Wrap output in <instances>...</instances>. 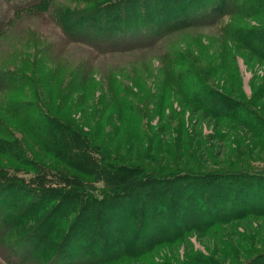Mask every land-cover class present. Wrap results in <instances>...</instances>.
I'll return each instance as SVG.
<instances>
[{
    "label": "trees",
    "instance_id": "trees-1",
    "mask_svg": "<svg viewBox=\"0 0 264 264\" xmlns=\"http://www.w3.org/2000/svg\"><path fill=\"white\" fill-rule=\"evenodd\" d=\"M2 1L9 5L5 13L11 18L48 2ZM238 1L230 0L228 5L229 0H101L69 13L56 10L53 18L63 32L56 54L70 42L86 44L98 54L156 46L179 28L217 22L232 14L231 6ZM256 3L264 7V0H244L238 7ZM42 8L38 10L50 13L49 7ZM9 15L0 18V35ZM232 33L234 41L264 59V24L245 29L232 25ZM162 53L163 59L179 55L175 49ZM46 58L35 57L32 63H20L19 68L0 69V85L6 88V83L14 80L20 85L6 90L21 94L7 93L11 100L8 116L14 120H8L7 113L0 116V234L18 231L16 236H0V257L5 264H107L150 251L163 241H175L185 225L182 221H188L189 216L191 224L200 223L207 229L221 221L223 211L241 216L264 211V174L251 170L156 173L122 161L116 153V138L123 142L129 138L119 137L116 130L125 122L137 130L131 120L136 113L130 103V94H134L120 89L113 79L96 95L92 90L98 82L92 70L82 63L67 67L65 61ZM50 60L58 62L51 66ZM184 61L182 57L168 63L169 78L180 74ZM200 93L199 106L206 116H240L264 142V114L254 102L249 106L204 88L202 83L193 95ZM111 105L117 109L109 111ZM71 107L80 111L83 124ZM107 125L114 128L100 134ZM21 128L28 135L25 140L15 135ZM27 140L38 146L43 159L26 151ZM19 170L30 172L29 183L19 177ZM91 179L101 180L105 188L93 192L85 183ZM14 187L22 192L13 194ZM26 197L29 199L24 201ZM44 206L49 209L31 220ZM49 236L53 239L38 253ZM241 264H264V251L252 253Z\"/></svg>",
    "mask_w": 264,
    "mask_h": 264
},
{
    "label": "rangeland",
    "instance_id": "rangeland-1",
    "mask_svg": "<svg viewBox=\"0 0 264 264\" xmlns=\"http://www.w3.org/2000/svg\"><path fill=\"white\" fill-rule=\"evenodd\" d=\"M47 1L42 7H49L50 13L38 10L43 9L40 7L11 18L10 13H5L9 5L0 0V18L6 19L9 15L0 35V69L8 66L19 68L22 62L32 63L35 57L45 60L48 55L61 60V63L65 61L67 67L82 63L92 70L93 78L98 82L92 90L96 95L100 91L104 92L107 85L110 86L112 80L116 79L118 82L115 83L119 84L120 89L129 90L135 96L130 94V103L136 107L131 120L137 130L128 122L122 123L116 130L119 137L129 138L126 142L116 138L119 144L116 153L127 164H137L156 173L251 170L264 174L262 138L252 132L240 116H206L199 106L201 93L193 95L194 90H201L202 83L204 88L225 93L233 99L245 101L249 106L250 102H254L255 108L264 114V59L234 41L232 33V25L243 29L263 25V6L259 8L256 3L238 7L244 1L240 0L237 5L231 6L232 14L224 15L217 22H201L179 28L156 42V46L98 54L86 44L70 42L61 54H56L58 44H62L59 39L63 32L56 26L52 12L82 10L101 0ZM197 9L201 14V7ZM69 19L67 16L66 21ZM48 47L52 49L46 50ZM164 49H175L179 55L173 53L163 59ZM182 57L186 64L180 65V74L169 78L171 73L168 63ZM57 60H50L51 66ZM18 85L16 81L10 80L5 87ZM6 88L0 85V116L5 117L7 113L11 121L14 120L8 116L11 100L7 98V93L11 92ZM39 93L44 98V94ZM11 94L21 96L17 91ZM115 109L114 105L108 107L109 111ZM70 110L76 113L75 118L83 124L80 111L76 107ZM110 122L114 124L113 120ZM109 128L114 127L107 125L100 130V134L110 132ZM130 130L134 133V140H130ZM15 135L21 140L28 136L22 128L15 130ZM27 144L26 151L36 158H44L37 145H32L29 140ZM2 160L0 158V163ZM16 173L21 174L19 177L25 178L27 183L32 177L30 172L19 170ZM85 183L93 192L99 193L105 188V183L99 179ZM21 192L18 187H14L12 193ZM28 199L26 197L24 201ZM48 209L47 206L38 209L31 220L42 216ZM221 215V221L207 229L201 227L200 223L196 226L191 224L192 217L189 216L188 221H182L185 225L175 241H163L150 251L135 257H121L107 264H241L252 253L264 251V211L245 216L236 213L230 215L223 211ZM17 232L5 231L0 236L8 237L6 233L16 236ZM47 239L38 248V253H42L43 247L53 237ZM3 263L0 257V264Z\"/></svg>",
    "mask_w": 264,
    "mask_h": 264
}]
</instances>
